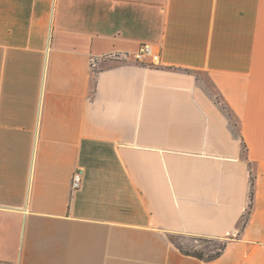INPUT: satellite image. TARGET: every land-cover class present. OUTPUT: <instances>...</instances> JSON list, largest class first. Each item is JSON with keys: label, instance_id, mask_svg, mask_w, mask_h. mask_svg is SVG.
Returning a JSON list of instances; mask_svg holds the SVG:
<instances>
[{"label": "crops", "instance_id": "0c3cea01", "mask_svg": "<svg viewBox=\"0 0 264 264\" xmlns=\"http://www.w3.org/2000/svg\"><path fill=\"white\" fill-rule=\"evenodd\" d=\"M0 264H264V0H0Z\"/></svg>", "mask_w": 264, "mask_h": 264}, {"label": "rangeland", "instance_id": "374dc122", "mask_svg": "<svg viewBox=\"0 0 264 264\" xmlns=\"http://www.w3.org/2000/svg\"><path fill=\"white\" fill-rule=\"evenodd\" d=\"M200 80L202 82L208 83V88H210L209 78L207 80L206 75H200ZM174 242L184 251L189 253H195L197 251H202L205 257L213 255L216 251L222 247L224 240L220 239H204L192 236H172Z\"/></svg>", "mask_w": 264, "mask_h": 264}, {"label": "built area", "instance_id": "2783aa9c", "mask_svg": "<svg viewBox=\"0 0 264 264\" xmlns=\"http://www.w3.org/2000/svg\"><path fill=\"white\" fill-rule=\"evenodd\" d=\"M118 56L117 54H114V57ZM124 57H127V55H123ZM147 57H150L153 61L159 60V53L154 50L153 46L144 43L140 46L138 51L135 53V58L138 61H145ZM99 59L92 58L91 59V66L95 70L98 66ZM83 184V171L81 169H78L74 172L72 177V188L74 190L79 189Z\"/></svg>", "mask_w": 264, "mask_h": 264}, {"label": "trees", "instance_id": "16d2710c", "mask_svg": "<svg viewBox=\"0 0 264 264\" xmlns=\"http://www.w3.org/2000/svg\"><path fill=\"white\" fill-rule=\"evenodd\" d=\"M250 198H251V202H250V210L248 211V215H246V220L247 218L249 217V214L251 213V207L253 205V199H254V178L252 177V187H251V191H250ZM225 243L222 245V247H220V249L218 251H216L213 255L209 256V257H205L204 256V253L202 251H197L195 253H192L194 254L195 256L201 258V259H213V258H216L218 257L222 250L225 248Z\"/></svg>", "mask_w": 264, "mask_h": 264}]
</instances>
